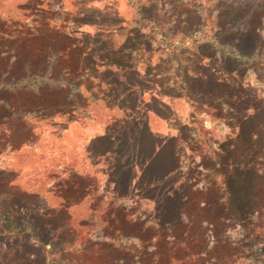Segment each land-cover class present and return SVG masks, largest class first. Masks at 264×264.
Segmentation results:
<instances>
[{"label":"rangeland","instance_id":"obj_1","mask_svg":"<svg viewBox=\"0 0 264 264\" xmlns=\"http://www.w3.org/2000/svg\"><path fill=\"white\" fill-rule=\"evenodd\" d=\"M19 22L0 264H264V0H0Z\"/></svg>","mask_w":264,"mask_h":264},{"label":"trees","instance_id":"obj_2","mask_svg":"<svg viewBox=\"0 0 264 264\" xmlns=\"http://www.w3.org/2000/svg\"><path fill=\"white\" fill-rule=\"evenodd\" d=\"M19 7H18V12H20V11H22V5L20 6V5H18ZM10 14V15H12L11 14V12H7V14ZM27 19H29V18H27ZM5 20V19H4ZM29 22H31L30 20L28 21V23ZM20 23V27L18 26V28H16V29H13V28H11L10 30H8V32L6 33L5 31H0V37L2 38V37H5V36H7V37H9V38H20L21 36L20 35H24L25 34V32H26V30H25V28H26V26L27 25H25V24H23V23H21V22H19ZM29 26H30V23H29ZM59 28V27H58ZM66 27H64L63 29H65ZM63 29L61 30V28H59V30L60 31H62V32H59L61 35H64V31H63ZM64 32V33H63ZM20 34V35H19ZM65 34H68V33H65ZM16 59H17V57H15ZM15 59V60H16ZM216 178V177H215ZM212 183V185H213V183H214V186L216 187V188H218L219 186H220V184H221V182H218V180L216 179V180H214L213 182H211ZM123 202V201H122ZM135 205H136V203L134 202V201H130V202H128V205H126L127 207H126V209L127 210H130V209H132L131 211H130V213H129V215L131 216V220H133V221H138V220H143V218H145L143 215H142V211H140V210H138V209H136L135 208ZM3 212V216L5 217L4 219L7 221V223H8V225H12L13 224V222L14 221H16V219L14 218V217H12L11 216V214L9 213V212H7V211H2ZM97 223V222H96Z\"/></svg>","mask_w":264,"mask_h":264}]
</instances>
